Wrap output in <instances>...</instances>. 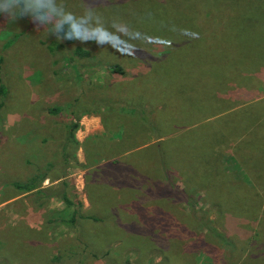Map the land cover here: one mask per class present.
Returning a JSON list of instances; mask_svg holds the SVG:
<instances>
[{
	"label": "rangeland",
	"instance_id": "1",
	"mask_svg": "<svg viewBox=\"0 0 264 264\" xmlns=\"http://www.w3.org/2000/svg\"><path fill=\"white\" fill-rule=\"evenodd\" d=\"M63 2L67 11L87 12L92 23L141 43H133L122 55L108 44L73 40L65 45L66 54L75 45L89 52L88 58L73 64L59 48L49 50L55 45L54 33L47 35L42 28L37 31L28 18L16 23L0 16V84L6 90L0 98V259L7 264H167L155 249L164 246L161 249L177 252L173 264H264V174L257 178L247 170L255 165L262 173L264 157L253 162L246 153L239 159L237 140L222 145L216 167L221 174L219 186L231 192L237 187L235 182L243 184L228 201H218L197 183L208 176V169H214L202 152L208 146L198 144L202 128L219 131L234 111L264 105V67L259 68L264 66V0ZM185 29L190 36L183 38ZM219 53L258 70L228 88L221 95L224 100L213 101L209 96V107L202 103L197 89L183 95L189 104L185 101L181 109L177 90H186V85L198 80L199 60ZM164 92L168 99L162 110L157 103ZM140 104L149 110L152 106L163 118L154 131L168 138L166 165L171 186H152L150 173L141 185L146 194L131 189L120 198L108 196L99 202L100 193L88 185L89 167L82 169L77 161L83 162L87 151L90 161L99 162L98 171L108 167L105 162L119 150L131 153L127 159L149 154L148 149H130L139 140H132L133 145L123 142L119 150L108 148L105 140L107 128H116L117 120L134 136L139 134L136 123L119 112L122 107ZM49 108L58 111L52 114ZM260 114L263 124L259 132L264 133V107ZM71 120L78 123L74 131L78 143H72L70 150L77 163L68 159L66 166L60 160V139L64 125ZM254 124L248 123L247 128ZM143 128L141 135L147 145L158 141ZM185 130L192 131L185 134ZM88 136L93 139H85ZM251 148L249 141L243 151ZM149 159L154 164L156 159ZM35 167L46 170L50 181L64 178L74 204L66 206L57 198L44 201L35 192L19 194L9 188V181L26 179ZM153 175L156 177L155 170ZM44 181L40 187H60ZM190 203L195 204L196 212L189 213ZM225 208L230 212L220 217L218 213ZM73 211L75 221L66 225L64 221ZM159 213L167 218H157ZM146 216L149 221H142L150 222L154 231L142 236L134 230L140 229L137 217ZM199 232L211 244H198L195 249L188 242Z\"/></svg>",
	"mask_w": 264,
	"mask_h": 264
},
{
	"label": "trees",
	"instance_id": "2",
	"mask_svg": "<svg viewBox=\"0 0 264 264\" xmlns=\"http://www.w3.org/2000/svg\"><path fill=\"white\" fill-rule=\"evenodd\" d=\"M247 11H251V8H247ZM207 15V14H206ZM208 17V16H207ZM55 34V33H54ZM56 37V34H55ZM55 45L50 47L49 50L53 51L55 48H59V52L63 53L64 58H66L67 61L72 62L75 64L80 59H85L89 57V52L85 49H83L80 45H75V47L66 54L64 52L65 45L72 43L73 40H64L63 42L58 41L57 38L55 40ZM63 48V50H62ZM65 54V55H64ZM59 58V56L57 57ZM200 66L197 65V78L198 80H195L192 82L191 85H186V90L178 89L175 95L176 99H178L179 102L182 103L181 109H183V106H186L185 101L187 104H189V101L187 97H183V95H191L195 92V89L198 90L199 94L203 98L201 101L206 106H210V97L212 96L213 101H220L224 100L222 99V96L228 88L237 85L240 83L241 80H244L247 78L252 72L257 71L258 69H251L248 66L241 65L240 61L234 62L226 55L218 54V56L213 57H207L206 59L199 60ZM264 67L259 66V68ZM197 82V83H196ZM196 87V88H195ZM236 87V86H235ZM162 92V91H160ZM6 93V90L3 85L0 84V98H3ZM139 93H142L139 91ZM146 94V92H144ZM144 94V95H145ZM143 95V94H141ZM144 97L142 96L143 100L141 101L144 103ZM190 97V96H189ZM165 98H167V92H164L162 96H160V100H158L159 103H157L158 106L162 107V110L165 108ZM216 100H215V99ZM168 99V98H167ZM166 99V100H167ZM149 106V105H147ZM194 105L192 104L191 107ZM152 110H149L145 105L140 104L137 107H122L120 108L119 114H125L126 118H130L131 121H134L136 123V132L137 136H134L129 128L123 124H120L121 122L117 120V126L116 128L111 129L110 127L107 128L106 133L108 134L106 143L108 148H117L119 150L120 146L123 142L131 143L132 140H139L138 144L133 145L130 149H134L132 151H138L140 149H148L147 155L143 157L142 159H139L137 157L133 159H127L128 155L131 153H125L126 151H120L117 153V155L107 159L108 161L105 162V164H110L105 169H100L97 171L98 165L97 161H90V157L87 154V151H84V158L83 162L77 161L74 155H71L70 150L72 149V143L76 144L78 141L74 137V131L78 127L77 121H70L68 124H65L62 133H61V143H60V160L61 163L66 166H68V159L73 160L78 164V166L82 169H86L89 167L87 171V175L90 179L88 182V185L93 186V189H95L97 192L100 193L99 202L107 198L108 196H112L114 198H120L124 193L128 190H133L136 192H139L141 194V191L143 194H146L143 190L141 185L143 184L144 180L149 178V175L151 173L153 177V181L151 182L152 186L156 184V186L161 185L163 188L166 186H171V173L168 170V167L166 165V161L168 158V143L167 136L163 137L164 133L161 131H154V126L161 124L163 121V118H160L159 115L155 112V110L152 108V106H149ZM264 105H261L260 103L257 104H251L250 107L247 109H244L242 111H234L233 116H228V121L224 123V126L220 128L219 131H210L208 132V129L202 128V130L199 132L200 136L198 140L200 139L199 146H205V144L208 146L207 149H203L202 152L206 157V161L208 163V166L211 165L214 167V169H208V176L205 177L202 182L197 179V183L201 184L203 186V189L205 190V193L211 192V195L213 197H216L218 201H228V198L232 193H234L238 187V185L243 186V184L240 181L235 182L237 187L231 186V189L226 190V187L219 186L221 183L218 181L221 180V174H220V168L218 167L217 162L219 161L220 157V149L224 143L229 144L233 142L234 140H237L239 142V147L241 149V153L239 156V159H241L246 153L247 157L250 161L256 162L261 157H264V146L262 144L264 143V133L259 132V129L261 128L260 125L263 123L259 120L263 112ZM180 109V110H181ZM49 113L55 114L58 109L56 108H49ZM149 115L150 119H149ZM154 117V118H153ZM117 118H121L118 116ZM153 118V119H152ZM220 118V117H218ZM248 123H255L251 128H247ZM133 126V125H132ZM143 126H145V129L147 131H150L152 134V138L158 140L155 143L151 145H147V141L145 139L144 141V134L141 135V132L144 131ZM206 129L204 133L202 131ZM192 130H185L184 133H190ZM101 135H95L94 139L91 136H88L85 139H89L90 137L95 141L93 148L96 147V140ZM138 136L141 138L139 139ZM149 138V137H147ZM84 139V140H85ZM83 140V141H84ZM83 141L81 143H83ZM92 141V142H93ZM249 141L252 143V148L248 150L243 151V149H248L249 147ZM153 148V149H152ZM222 150V149H221ZM118 156V157H117ZM149 156H153L156 160L154 164L151 163V159H149ZM151 158V157H150ZM148 162V166L146 164ZM150 162V163H149ZM115 164V165H112ZM156 164V169H155ZM50 165V164H48ZM47 165V166H48ZM144 166V167H142ZM64 169V166L62 167V170ZM154 170L156 171V177H154ZM248 172L255 173L254 175L257 178L263 177L264 170L261 173L255 165H250L247 167ZM175 171H179V169H176ZM166 174V175H165ZM46 178V170L41 169L40 167H35L33 172L24 180H14L9 181L8 185L10 186L12 190L15 191V193H28V192H35L37 195L41 196V198L44 201H47L49 198H57L58 200L62 201L66 206H72L74 202L68 196L66 191V185L68 184L64 179H62L59 184L58 190H51L47 187H40L42 181ZM96 179V181L94 180ZM189 183V182H187ZM188 185V184H187ZM186 185V189H187ZM173 188H178L177 185H173ZM8 188V189H9ZM181 191L184 193L185 190L181 189ZM107 192V193H106ZM135 192V194H137ZM142 194V195H143ZM187 195V193H184ZM144 198L145 196H141V198ZM40 198V197H39ZM138 198V199H141ZM147 198V197H145ZM145 202V201H144ZM137 204V202H135ZM79 204V203H78ZM80 205V204H79ZM120 205V204H119ZM121 212H123V208H120ZM197 208L194 203H190V211L189 213L196 212ZM224 212L218 213L220 217L224 216L225 213H229L226 208L223 210ZM74 213L72 212L70 217L64 221L66 225L72 226L75 219H74ZM135 214V213H134ZM191 214L189 218L192 217ZM147 218L144 219V217H137V219L140 221L138 223L140 229L134 230V232L140 233L142 236H147L149 232L154 231L152 225L150 222H145L142 220H148L149 216H146ZM153 218V216L151 217ZM157 218H161L165 220L167 217L163 216L159 213V216ZM142 221V224H141ZM149 221V220H148ZM131 223H135L133 221H130ZM204 224V223H203ZM134 228V227H133ZM147 228V229H145ZM136 229V228H134ZM199 236L195 239H192L188 242V244H191L193 248H195V245L203 244L205 247L206 244H209L208 241L205 239V237L202 236V233L199 232ZM225 240H227V237L224 236ZM228 242V241H226ZM163 244V243H162ZM211 244V243H210ZM216 245V244H215ZM157 246L160 247V244H157ZM162 246L161 248H163ZM218 247V246H217ZM161 248H155L158 252H160L163 259L167 262V264H173L175 263L174 258L177 259L178 254L175 250H163ZM195 249H198L196 247ZM194 252V251H189ZM196 252V251H195ZM175 253V255H174ZM0 264H7L6 260L2 257L0 259Z\"/></svg>",
	"mask_w": 264,
	"mask_h": 264
},
{
	"label": "clouds",
	"instance_id": "3",
	"mask_svg": "<svg viewBox=\"0 0 264 264\" xmlns=\"http://www.w3.org/2000/svg\"><path fill=\"white\" fill-rule=\"evenodd\" d=\"M0 16H3L6 22L16 23L28 18L36 25L37 31L42 28L47 35L55 33L58 41L77 40L81 43L94 41L108 44L122 55L127 53L133 43H141L127 40L122 32L116 33L92 23L87 12L79 15L67 11L63 0L60 4H57V0H0ZM188 36L190 32L185 29L183 38ZM144 45L157 48L155 45ZM163 47H167V44Z\"/></svg>",
	"mask_w": 264,
	"mask_h": 264
},
{
	"label": "crops",
	"instance_id": "4",
	"mask_svg": "<svg viewBox=\"0 0 264 264\" xmlns=\"http://www.w3.org/2000/svg\"><path fill=\"white\" fill-rule=\"evenodd\" d=\"M62 178V177H61ZM56 179V180H54V181H50L48 178H45L44 180V182L46 183V184H58L62 179ZM64 179V178H63Z\"/></svg>",
	"mask_w": 264,
	"mask_h": 264
}]
</instances>
